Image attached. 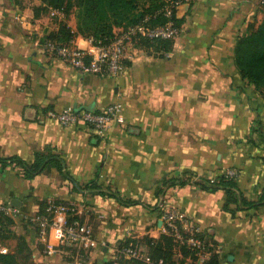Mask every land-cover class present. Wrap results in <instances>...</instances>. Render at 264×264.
<instances>
[{
    "label": "crops",
    "instance_id": "crops-1",
    "mask_svg": "<svg viewBox=\"0 0 264 264\" xmlns=\"http://www.w3.org/2000/svg\"><path fill=\"white\" fill-rule=\"evenodd\" d=\"M261 2L184 0L176 9L181 32L169 46H139L119 74L101 75L46 52L41 38L63 19L36 17L41 0H0V156L31 163L52 146L76 181L56 168L27 178L19 165L0 163V202L20 205L3 225L0 252L16 254L19 264H105L125 240L160 239L164 214L176 210L213 244L220 264H264V206L225 209V190L196 184L235 170L245 197L257 200L264 190V94L235 63L239 36L264 21ZM88 38L77 34L74 42L89 49ZM114 103L123 105L121 119L102 135L57 118L70 106L95 113ZM184 172L196 180L157 195L164 177ZM93 181L140 203L75 189ZM53 200L87 206L81 219L93 227L91 244L60 245L26 222Z\"/></svg>",
    "mask_w": 264,
    "mask_h": 264
},
{
    "label": "trees",
    "instance_id": "trees-1",
    "mask_svg": "<svg viewBox=\"0 0 264 264\" xmlns=\"http://www.w3.org/2000/svg\"><path fill=\"white\" fill-rule=\"evenodd\" d=\"M99 6L103 8V16L100 17V26L93 36L95 39L102 42L110 41L115 35V29L121 27H128L132 24L140 22L146 15L151 16L153 24L163 23L164 18L160 12L166 4V0H99ZM183 2L184 0H174ZM42 4L35 8V16L50 13L52 9H58L68 17L74 8L73 0H41ZM264 7V0L261 2ZM94 7V6H93ZM105 19V20H103ZM103 20V21H102ZM177 23L180 25V20L176 17ZM77 34L85 36V31L77 26L76 31H73L68 23L63 19L59 22L58 30L45 32L41 38L42 45L48 39L55 40L61 43H68L74 39ZM172 41H157L150 42L149 40H142L145 48L149 47L159 48L167 47ZM235 63L242 77L252 84H254L262 94H264V21L257 27L251 25L239 36L235 48ZM95 113H98L96 111ZM0 163L3 166L19 165L27 178H33L42 173H48L52 168L59 170L60 174L76 183L71 176L68 169V164L63 155L54 147L49 146L45 151H36L34 160L29 163L19 156L2 157L0 156ZM195 178L193 173L184 172L183 175L176 177H164L160 184L162 187L157 191V195L161 196L167 189L186 184L189 180ZM196 184L204 190H218L223 189L227 193V200L225 209H229L230 204H236L238 209L251 210L264 206V190L257 200L248 199L243 195L239 189L235 178L229 176L227 173L218 174L215 178L197 179ZM100 186L95 181L85 187L79 185L75 186L78 191H83L85 188L92 192L100 194H107L117 198L123 205H134L140 202L132 201L118 193L112 191L100 190ZM167 188V189H166ZM97 189V190H96ZM56 202H63L56 200ZM46 211V204L42 205L40 213ZM72 219V218H71ZM13 220L9 215L0 213V236L2 234L3 225L11 224ZM27 223H30L28 220ZM167 232L162 234L160 239L146 237L143 241L135 239H128L119 244L118 247L127 245L129 242L138 244L139 253L143 255L144 259L149 260L153 264H196L202 252L198 249H192L186 244L178 247L180 256L176 254V244L174 236L168 233V226L165 224ZM201 239L206 243L203 250L207 251L204 257L205 264H220L219 254L215 250L213 244H210L206 238L200 234ZM24 241L21 239L20 250H24ZM118 253V252H117ZM25 256V258H27ZM16 254L0 252V264H19ZM115 260H109L105 264H115Z\"/></svg>",
    "mask_w": 264,
    "mask_h": 264
},
{
    "label": "built area",
    "instance_id": "built-area-1",
    "mask_svg": "<svg viewBox=\"0 0 264 264\" xmlns=\"http://www.w3.org/2000/svg\"><path fill=\"white\" fill-rule=\"evenodd\" d=\"M180 2L166 0V4L160 11L163 15V23L153 24L151 16L146 15L140 22L128 27L115 29L114 37L108 42H102L89 37L90 48H80L74 39L68 43H61L48 39L44 46L46 52L54 55L64 63L74 66L82 72H91L101 75H117L124 68V62L131 54L142 46V40L150 42L172 41L181 32L180 25L176 21V9ZM52 17L65 19V14L58 10H50ZM123 105L110 104L98 113L67 107L57 115L63 125L87 123L99 134H104L116 120L121 119ZM227 174L236 177L237 172L230 170ZM87 206L84 203H66L50 201L44 213H38L33 217L26 218L34 225L39 235L46 236L51 231L53 238L60 245L87 246L94 241L93 227L82 221L81 214ZM0 213L9 216H17L19 208L9 203L0 202ZM59 216H62L59 218ZM72 218V219H71ZM164 222L170 233L181 244H186L192 249L201 252L206 243L200 237V231L186 216L176 210L164 214ZM167 232V228H165ZM138 244L129 242L127 245L118 247L117 252L129 258L144 259L139 253ZM145 260V259H144Z\"/></svg>",
    "mask_w": 264,
    "mask_h": 264
},
{
    "label": "rangeland",
    "instance_id": "rangeland-1",
    "mask_svg": "<svg viewBox=\"0 0 264 264\" xmlns=\"http://www.w3.org/2000/svg\"><path fill=\"white\" fill-rule=\"evenodd\" d=\"M74 8L70 13L69 19L73 24H76L85 31V36L94 34L100 26V17L103 14V8L99 6V0H73ZM94 6V7H93ZM105 20V19H103ZM102 20V21H103ZM176 248L182 245L179 241L174 239ZM116 264H151L152 262L144 259L129 258L121 253L116 255Z\"/></svg>",
    "mask_w": 264,
    "mask_h": 264
},
{
    "label": "water",
    "instance_id": "water-1",
    "mask_svg": "<svg viewBox=\"0 0 264 264\" xmlns=\"http://www.w3.org/2000/svg\"><path fill=\"white\" fill-rule=\"evenodd\" d=\"M17 201H18V199L12 198V200L10 201V205L13 206V207L19 208L20 205L17 204Z\"/></svg>",
    "mask_w": 264,
    "mask_h": 264
}]
</instances>
